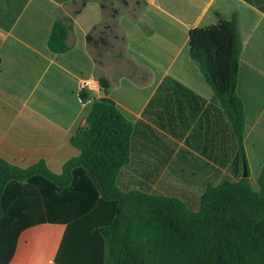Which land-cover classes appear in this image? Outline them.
I'll return each mask as SVG.
<instances>
[{
    "label": "crops",
    "instance_id": "crops-1",
    "mask_svg": "<svg viewBox=\"0 0 264 264\" xmlns=\"http://www.w3.org/2000/svg\"><path fill=\"white\" fill-rule=\"evenodd\" d=\"M81 1L29 0L11 26L0 25V156L21 167L42 159L51 171L61 172L64 162L78 154L69 138L85 124L91 108L89 102L81 104L79 84L101 75L110 88L106 94L102 89L85 90L86 100L105 95L128 120L142 121L133 136L132 158L123 170L121 185L129 188L125 183L131 176L138 182L168 184L169 189L194 186L167 193L183 197L197 196L207 182L235 179L232 158L219 157L232 141L228 130L219 131L217 109L204 116L205 107L195 98H153L169 76L210 102L213 91L189 55L188 33L214 24L217 14L229 18L235 11L241 40L236 91L244 106L243 146L249 175L254 170L257 181L264 164V9L246 0H86L75 12ZM59 12L67 17L69 48L52 53L47 41ZM106 17L116 23L125 38L124 53L147 73L146 80L97 65L86 36ZM37 199L40 203L33 207L19 205L13 210L12 223L21 225L26 212L30 217L42 215L40 196ZM92 212L93 220L88 218ZM107 214L103 208L83 211L69 226L34 220L30 227L44 225L49 230L37 237L26 234L27 227L20 229L7 264H92L88 242L97 229L89 227L103 224ZM74 222L84 228L83 238L69 245L66 233ZM51 238L55 245L45 256L41 244Z\"/></svg>",
    "mask_w": 264,
    "mask_h": 264
},
{
    "label": "trees",
    "instance_id": "trees-1",
    "mask_svg": "<svg viewBox=\"0 0 264 264\" xmlns=\"http://www.w3.org/2000/svg\"><path fill=\"white\" fill-rule=\"evenodd\" d=\"M28 1L0 0V25L11 26ZM246 1L264 9V0ZM100 5L105 10V5ZM113 13L111 10L112 16ZM97 26L86 36L90 47L101 41L93 37ZM68 29L66 15L59 12L47 41L52 53L69 48ZM122 40L125 42L124 36ZM188 49L212 88L210 102L169 76L161 81L153 98H195L205 107L204 116L209 109H217L219 131L224 134L228 130V140L232 141L219 157L232 158L235 179L207 182L197 196L151 194L142 188H126L120 181L132 158L135 130L142 121L128 120L105 95L93 98L85 124L69 138L78 154L64 162L61 172L51 171L42 159L21 167L0 156V264L11 259L20 229L27 227L25 233L37 237L49 230L44 225L30 227L32 221L69 226V221L83 211L99 208L108 214L103 224L89 227L91 231L97 229L88 242L92 264H264V164L257 177L258 189L250 184L249 170L247 177L242 176L247 162L244 106L236 91L241 49L237 13L233 11L229 18L217 14L214 24L191 29ZM128 61L133 70L128 76L146 80L147 73L130 58ZM97 78L106 94L110 82L101 75ZM86 98L85 92L80 94L81 100ZM204 122L207 127V118ZM221 136L226 143V136ZM207 155L215 158L214 154ZM35 195L41 198L42 215L30 217L26 212V221L21 225L12 223L10 214L19 205L28 209L40 203ZM94 214L88 218L93 220ZM79 226L74 222L68 228L69 245L81 242L79 236L84 228ZM54 245L53 238L41 244L43 254L48 256Z\"/></svg>",
    "mask_w": 264,
    "mask_h": 264
},
{
    "label": "rangeland",
    "instance_id": "rangeland-1",
    "mask_svg": "<svg viewBox=\"0 0 264 264\" xmlns=\"http://www.w3.org/2000/svg\"><path fill=\"white\" fill-rule=\"evenodd\" d=\"M113 20L110 18H105L97 28L93 31V37L98 41V44L91 46L92 54L96 59L97 65L106 71H111L115 74H129L131 73L132 67L128 61V57L124 53V42L122 40V34L116 26L113 24ZM111 25V26H109ZM130 175H134V171L129 169ZM131 181L126 182L129 188H142L144 191L151 194H167L176 188H190L194 186L177 185L170 186L168 184H153L147 182H138L137 179L134 180L131 176ZM250 184L253 188H257V181L255 177V172L252 170L250 174ZM196 191V190H194Z\"/></svg>",
    "mask_w": 264,
    "mask_h": 264
},
{
    "label": "built area",
    "instance_id": "built-area-1",
    "mask_svg": "<svg viewBox=\"0 0 264 264\" xmlns=\"http://www.w3.org/2000/svg\"><path fill=\"white\" fill-rule=\"evenodd\" d=\"M90 78H95V77H89V78H84V79H82L81 80V82H80V84H79V88H78V91H79V93L81 94V93H83L85 90H89V91H93V90H91V88H90V86H87L84 82L85 81H87L88 79H90ZM95 80L96 81H98V78L96 77L95 78ZM101 89V87H100V84H99V81H98V88L96 89V91H98V90H100ZM81 100V99H80ZM90 100H81V104L82 105H85L87 102H89ZM92 101V100H91Z\"/></svg>",
    "mask_w": 264,
    "mask_h": 264
},
{
    "label": "clouds",
    "instance_id": "clouds-1",
    "mask_svg": "<svg viewBox=\"0 0 264 264\" xmlns=\"http://www.w3.org/2000/svg\"><path fill=\"white\" fill-rule=\"evenodd\" d=\"M87 86H90L91 90L96 91L98 88V81L95 80V78H90L87 81L84 82ZM91 103V100L89 101Z\"/></svg>",
    "mask_w": 264,
    "mask_h": 264
},
{
    "label": "water",
    "instance_id": "water-1",
    "mask_svg": "<svg viewBox=\"0 0 264 264\" xmlns=\"http://www.w3.org/2000/svg\"><path fill=\"white\" fill-rule=\"evenodd\" d=\"M242 176H243V177H247V176H248V168L246 167L245 164H243V172H242Z\"/></svg>",
    "mask_w": 264,
    "mask_h": 264
}]
</instances>
